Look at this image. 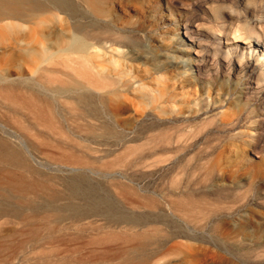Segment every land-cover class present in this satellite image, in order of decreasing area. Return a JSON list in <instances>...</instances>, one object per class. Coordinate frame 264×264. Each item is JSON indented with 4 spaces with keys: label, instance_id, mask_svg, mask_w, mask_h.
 <instances>
[{
    "label": "rangeland",
    "instance_id": "rangeland-1",
    "mask_svg": "<svg viewBox=\"0 0 264 264\" xmlns=\"http://www.w3.org/2000/svg\"><path fill=\"white\" fill-rule=\"evenodd\" d=\"M165 1L103 0L102 7L134 41L130 47L123 48L127 56H131L133 74L143 78L149 87L155 88L156 82L157 86H164V93L167 98L172 97L170 104H175L174 107L184 101L187 109H199L196 119L191 122L197 125L196 131L181 136L179 121L172 120L178 115L176 108L160 115L165 119L161 122L163 129L134 135L133 140L115 146L90 145L93 150H88L82 132L73 130L72 121L66 120L64 111H61L60 99H56V105L51 99L50 103H45L40 93L32 95L16 87L0 88V125L16 132L19 129L31 139L34 149H31L29 159L35 168L44 172V178H50V188L63 197L61 205L68 200L66 186L70 178H77L127 215L156 210L146 202L151 199L157 207L174 213L179 219L176 220L178 226H159L152 242L162 243L163 251L148 264H254V256L247 263L242 253L244 246L252 247L264 237V194L260 198L244 199L239 191L233 197L213 191L228 186L233 179H248L257 171L260 173L254 181L264 186V139L259 141L262 153L255 156L243 137L246 131L258 132L249 121L229 132L211 128L218 119L213 114L232 112L237 107V93L229 96L228 102L217 101L219 92L228 89L227 82H236L234 75L222 72L215 77L212 74L210 85L213 92L208 99L204 92L207 85L204 91L199 89L201 85H190L183 91L195 89L196 95L181 96L177 77L190 79L188 73L194 74L188 61V56L194 54L186 50L188 47L192 50L195 45L183 36V28L177 21L178 10H168ZM74 3L81 12L83 7L79 0ZM32 19L11 22L14 24L12 30L20 35L43 37L49 51L50 47L53 50L50 36L53 24L71 21L65 13L57 11L41 13ZM10 31H1L0 34L9 36ZM175 31L178 32L176 36ZM241 40L239 38L235 43L233 39L227 40V46L243 45ZM221 41L226 42L223 38ZM200 42L205 43L204 39ZM206 42L212 44L211 40ZM31 45L32 52L7 51L2 56L0 74L17 81L41 73L44 63H41L40 46ZM260 50L263 53L264 46L261 45ZM237 52L241 55L239 49ZM245 55L259 66L260 61L254 60L255 52L251 56ZM158 76L162 77L161 80L157 79ZM243 80H246L245 76H242ZM136 84L134 82L133 86ZM50 98L53 97L50 95ZM200 98H205L215 109L203 114L205 108L198 104ZM214 100L216 102L212 103ZM253 102L254 106L264 103V88L257 102ZM255 112L254 117L261 119L262 116ZM120 116L128 121L135 115L128 106ZM25 124L32 127L31 131ZM34 132L36 134L32 135ZM196 137L201 139L198 146L192 145ZM260 167L263 170H259ZM75 202L83 204L78 199ZM102 217L87 218L78 226L73 219L53 215L50 217L53 227L48 233L38 229L36 234L40 239L37 241L32 240L33 231L17 223V219L7 217L5 223H0V243L5 247L0 251V264H120L116 259L102 260L99 255L104 247L119 244L116 236H127L129 227L124 224L112 226ZM147 230L151 231L150 227ZM97 238L101 239L99 245L92 243Z\"/></svg>",
    "mask_w": 264,
    "mask_h": 264
},
{
    "label": "bare ground",
    "instance_id": "bare-ground-1",
    "mask_svg": "<svg viewBox=\"0 0 264 264\" xmlns=\"http://www.w3.org/2000/svg\"><path fill=\"white\" fill-rule=\"evenodd\" d=\"M79 2L83 7L81 12H78L74 0H0V33L12 31L9 36L0 34L1 38L4 37L0 40V64L7 51H34L29 47L31 44L40 46L41 63H44L41 73L36 71L38 75L30 79L14 81L0 74V88L16 87L32 95L40 93L45 103H50L51 99L55 105L56 99H60L58 104L61 111H64L66 120L72 121L73 130L82 132L88 150H93L90 145L115 146L133 140L131 137L134 135L163 129L161 122L165 119L160 115L176 108L178 115L172 120L179 121L181 136L196 131L197 125L191 122L196 119L199 109H187L184 101L179 103V107H174L175 104H170L173 102L172 97L167 98L164 93V86H157L156 82L155 88L149 87L143 78L133 74L131 56H127L123 48L130 47L134 41L126 33L128 31L103 9V0ZM165 3L168 10H178L177 21L183 28V36L195 45L192 50L189 47L186 50L194 54L188 56L194 74L188 73L190 79L177 77L181 96L196 95L195 89L183 91L190 85H201V91L207 85L204 92L208 99L211 97L210 92H213L210 85L212 74L215 77L222 72L228 76L234 75L236 82H227L228 89L219 92L217 101L228 102L229 96L237 93V107L232 112L213 114L218 119L214 120L211 128L229 132L249 121L258 132L253 134L246 131L244 142L255 156L261 154L259 141L264 139V103L254 106L253 101L257 102L264 88V52L260 50V46H264V0H166ZM48 11L65 13L71 19L69 22L58 21L50 29L53 50L50 47L49 51L41 36L20 35L12 30L14 24L11 22L28 21ZM192 25L195 27L192 28ZM173 34L176 36L178 32ZM222 38L225 43L221 41ZM239 38L243 45L227 46V40L233 39L235 43ZM203 39L205 43L200 42ZM205 39L211 40L212 44ZM254 52V60L260 61L259 66L244 56V53L251 56ZM55 73L61 76H54ZM242 76L246 80L242 81ZM161 78L158 76L157 79ZM134 82H137L136 86H133ZM198 104L205 108L203 114L215 109L205 98L198 99ZM128 106L135 116L127 121L120 115ZM255 111L262 116L261 119L254 117ZM25 126L31 131V126ZM18 132L0 125V219H4L0 223H5L7 217L17 219V223L33 231L32 240L37 241L40 239L36 234L38 229L48 233L53 227L50 224L53 215L60 219H73L78 226L87 218L103 216L112 226H128L130 233L127 236H116L120 243L104 247L100 259H116L120 264H148L162 253L163 244L152 242V239L157 236L161 224L167 227L178 226L176 220L179 219L174 213L157 207L151 199L146 202L156 210L127 215L118 210L107 197L99 196L94 188L83 185L77 178H70L66 186L69 191L68 200L65 205H61L63 197L50 188V178H44V172L35 168L29 159L30 151L34 149L33 142L19 129ZM200 141L196 137L192 145L198 146ZM259 170L263 169L260 167ZM259 173H253L248 179H233L228 186L214 189L213 193L233 197L239 191L244 199L254 196L260 198L264 194V186L254 181ZM208 176H212L210 171ZM77 199L82 201V206L75 202ZM149 227L151 231L147 230ZM100 240L93 239L92 243L99 245ZM4 248L0 243V251ZM242 255L247 263L254 256V264H264V237L258 239L252 247L244 246Z\"/></svg>",
    "mask_w": 264,
    "mask_h": 264
}]
</instances>
